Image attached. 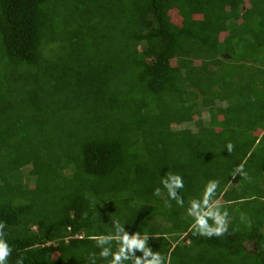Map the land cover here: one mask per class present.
Returning <instances> with one entry per match:
<instances>
[{"label": "trees", "instance_id": "16d2710c", "mask_svg": "<svg viewBox=\"0 0 264 264\" xmlns=\"http://www.w3.org/2000/svg\"><path fill=\"white\" fill-rule=\"evenodd\" d=\"M258 73L264 0H0L7 264H110L125 232L146 235L160 264H264ZM168 173L183 178V206ZM211 179L209 204L230 223L209 238L188 209ZM136 257L152 259L135 250L121 264Z\"/></svg>", "mask_w": 264, "mask_h": 264}, {"label": "clouds", "instance_id": "9594fccd", "mask_svg": "<svg viewBox=\"0 0 264 264\" xmlns=\"http://www.w3.org/2000/svg\"><path fill=\"white\" fill-rule=\"evenodd\" d=\"M233 150V145L228 143L227 151L231 152ZM236 174L245 175L243 170V165H238L233 172V177ZM248 178V177H247ZM161 182L164 188L167 189V194L170 199L177 201V204L183 206V199L178 196L176 189H182L184 187L183 178L179 174L168 173L167 178H162ZM219 187V181L211 179L206 182L203 194L199 200L193 199L191 207L188 209V214L192 217V230L195 235L213 237V236H223L228 232L229 228V212L226 208L223 211L220 210L221 205H210L209 200L215 194L217 188ZM156 195L160 194V189H156ZM206 206V207H205ZM211 219L212 223H209ZM240 219L244 221L246 219L245 215L242 213ZM6 223L0 221V264H7L8 257L12 254V248L4 239L5 233L4 229ZM118 231H123L118 225ZM146 235H141L139 232H135L132 236H129L126 232L120 237L118 241L117 250L112 254L113 259L110 264H121L122 260L128 259L129 253H134L135 250H140L144 253V256L152 255L151 260L141 259L136 257L133 260V264H160L161 257L159 254H151L149 250L145 247ZM97 244L105 243V239L98 238ZM110 254L109 249L104 248L100 251L101 257H108ZM16 264H24L23 256L21 255ZM165 264H168L166 260Z\"/></svg>", "mask_w": 264, "mask_h": 264}, {"label": "rangeland", "instance_id": "374dc122", "mask_svg": "<svg viewBox=\"0 0 264 264\" xmlns=\"http://www.w3.org/2000/svg\"><path fill=\"white\" fill-rule=\"evenodd\" d=\"M169 14L171 15V19H172V11H169ZM225 56H227V55H225ZM255 77V79L256 80H264V76L262 75V74H259L258 73V76H254ZM237 80V79H236ZM217 103H215V105H216ZM219 106H222V104L220 103L219 104ZM204 113V112H203ZM205 116V113L203 114V117ZM178 126H174V128H177ZM183 127H185V128H189L190 130L191 129H194V126H193V124L192 123H184V125H182V128ZM28 168L29 167H25L22 171H23V174H22V177L23 178H26V177H28L29 178V182H30V184L31 183H33V180H34V176H28L29 174H28V172H27V170H28ZM237 214V213H236ZM181 239V238H180ZM186 242V240H184L183 239V237H182V240H181V242ZM245 245H246V247L247 248H251L250 247V244H248L247 242H245Z\"/></svg>", "mask_w": 264, "mask_h": 264}, {"label": "crops", "instance_id": "0c3cea01", "mask_svg": "<svg viewBox=\"0 0 264 264\" xmlns=\"http://www.w3.org/2000/svg\"><path fill=\"white\" fill-rule=\"evenodd\" d=\"M263 228H264V226H263Z\"/></svg>", "mask_w": 264, "mask_h": 264}]
</instances>
